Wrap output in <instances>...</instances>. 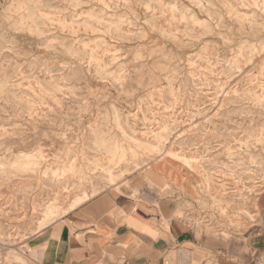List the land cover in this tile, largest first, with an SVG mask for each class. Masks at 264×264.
Masks as SVG:
<instances>
[{"label":"rangeland","instance_id":"rangeland-1","mask_svg":"<svg viewBox=\"0 0 264 264\" xmlns=\"http://www.w3.org/2000/svg\"><path fill=\"white\" fill-rule=\"evenodd\" d=\"M156 165L189 221L253 235L263 0H0V264H40L50 205Z\"/></svg>","mask_w":264,"mask_h":264},{"label":"crops","instance_id":"crops-1","mask_svg":"<svg viewBox=\"0 0 264 264\" xmlns=\"http://www.w3.org/2000/svg\"><path fill=\"white\" fill-rule=\"evenodd\" d=\"M172 176L156 165L123 180L36 234L29 249L40 264H264V212L253 235L223 238L189 221L180 189L165 193Z\"/></svg>","mask_w":264,"mask_h":264},{"label":"bare ground","instance_id":"bare-ground-1","mask_svg":"<svg viewBox=\"0 0 264 264\" xmlns=\"http://www.w3.org/2000/svg\"><path fill=\"white\" fill-rule=\"evenodd\" d=\"M74 2V1H73ZM264 2V0H263ZM170 146V145H169ZM30 149V148H29ZM28 151V150H27ZM23 152V151H22ZM39 156V155H38ZM189 158V157H188ZM184 163L189 165L190 161L187 159V158H184L183 159ZM20 167L22 169H26L27 168V165L26 164H22L20 165ZM111 169V168H110ZM74 171V170H73ZM148 178V177H147ZM154 182V181H153ZM160 189V188H159ZM89 193V192H88ZM54 198V197H53ZM84 199H85V195L83 197H78L76 198L75 200H73V202L68 206V209H60L57 205L55 204H52L50 205L45 214H44V217L45 218H56L58 216H61L63 213L66 214L68 211L74 209L75 207H77L78 205H80L81 203L84 202ZM86 201V200H85ZM47 204V203H46ZM179 215V214H178Z\"/></svg>","mask_w":264,"mask_h":264}]
</instances>
